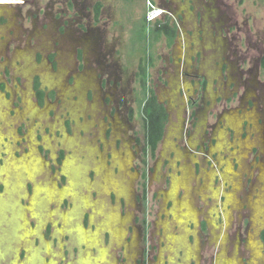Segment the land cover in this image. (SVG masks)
<instances>
[{
  "label": "rangeland",
  "instance_id": "374dc122",
  "mask_svg": "<svg viewBox=\"0 0 264 264\" xmlns=\"http://www.w3.org/2000/svg\"><path fill=\"white\" fill-rule=\"evenodd\" d=\"M145 1L0 0V264H216L212 255L225 231L233 246L239 233L240 264H252L253 247L256 264H264L259 242L264 210L246 223L232 209L226 221L221 190L230 186L221 172L218 191L195 196L197 221L189 197L175 209L174 198L161 191L165 178L159 188L156 184L172 167L177 180L171 195L177 188L188 191L192 180L190 187L200 183L182 157L167 167L162 159L150 161L155 171L146 203L142 199V96L136 76L140 59L152 57L147 83L169 112L160 155L172 156L173 144L204 155L206 169H223L217 155L235 168L232 147L209 152L195 136L207 119L217 125L225 112L229 124L232 110L252 105L264 128V0H214L213 12L220 9L222 15L214 13L220 19L213 20L222 27L212 29L209 16L197 12L172 48L164 39L150 40L153 25L145 22ZM97 3L102 7L95 21ZM200 78L207 87L199 95ZM35 81L45 94L42 103ZM221 85L224 97H215ZM184 98L199 104L190 129L194 141L183 144L175 131L193 123ZM240 124L235 136L225 129L236 151L237 140L251 137L244 121ZM260 134L264 137V129ZM250 144L243 142L244 153ZM256 174L241 177L244 190ZM182 189L176 191L180 199ZM211 206L215 211L207 217L205 208Z\"/></svg>",
  "mask_w": 264,
  "mask_h": 264
},
{
  "label": "flooded vegetation",
  "instance_id": "af4514ba",
  "mask_svg": "<svg viewBox=\"0 0 264 264\" xmlns=\"http://www.w3.org/2000/svg\"><path fill=\"white\" fill-rule=\"evenodd\" d=\"M181 6L183 7L182 4H181ZM214 6H215L214 0H195V4L193 5L194 11L193 10L190 11V13H191L190 16L192 15V17L193 16L196 17L197 12H204V13H206V17L209 16V18H210L209 23H210L211 28L213 26H218L219 28H221L222 27L221 24L218 23L217 20H213V19H220V18H215V14L216 15H222V13H221L220 9H218V13L216 12L217 10L213 12L212 8H214ZM176 7L177 6L174 7L176 10L174 12L176 14H178L179 16H181L182 13H184V10L182 9V13H179V11H177ZM94 9H95V7H94ZM174 12H172V11L167 12V13H169L170 16H168L167 14L164 15L167 17V19H169L170 25L175 27V30H176L175 38H174L173 43H172L170 48H172L175 45V42L178 38V35H180L178 25H181L184 27L185 22H186L184 16L181 19H179V16L176 17L177 15ZM93 17H94V15H93ZM188 22H190V21H188ZM195 27H198V26L195 25ZM212 29H214V28H212ZM214 51H216L215 48L212 50V53H214ZM260 64H261V68L264 69V57L261 58ZM186 75L193 77L192 75H189L188 73ZM197 86H198L197 94L200 95L202 92L205 91V89L207 87L206 80L204 78H200L198 83H197ZM215 90H216V92H214L215 97H217L219 94H222L221 98L224 97L223 93H225V90L222 87V85H221V88H216ZM154 93H155V91H154ZM155 95H156V93H155ZM156 98L158 100L157 95H156ZM183 101L185 102L183 104V107L185 106V108H186L185 113L187 114L188 119L193 120V123L191 124V126L189 128H186L183 126V127H181V129H179L181 132H179V130L175 131V133H178V136H180L181 139L183 138L182 143L184 144L185 142H189V141L191 142V140H192V142L194 141V137H190V135H193V132L190 129H192L194 122H195L194 118H196V116H197L196 113L198 112L197 107H198L199 101L197 99H193V98H189L188 100L184 98ZM158 102L163 105V107L167 113V121H166V124L164 127L162 139L158 145L155 156L153 158H149V157L145 158L143 156L144 144H143L142 149H141V157H142L141 163L143 166L139 170V180H140L141 191L143 192L142 193V199L145 200V203L147 201L146 197H147V192L149 189V184L152 180V177H153L154 171H155L154 167H152V166L149 167L150 161L151 162L155 161V163H158L159 160L162 159V160H164L165 165L167 167L168 165H172L174 159L182 157V159H184L186 166L187 165L191 166L189 171H191L192 179H194L195 177H196L195 179L200 178L199 184L197 182V184L195 186L190 187V183L193 182V180H192L189 183L188 191L187 190L185 191V189H182V188H177V190H175V192L171 195V192H170L171 186L177 180V179H173V173H172L174 171L173 167L170 168L167 172H164L163 176L161 175L160 179L156 180V184L159 188L160 184L161 183L163 184L162 178L163 177L165 178L164 182L166 180V182H165L166 187L163 185L161 188V191H162L163 196L166 199H170L172 201V197L174 198L173 200H174L175 209L177 206L183 205V201L189 197L191 199V202L189 204H191V207L196 212L195 221H197L198 211L195 209V196H196V194H198L201 191H204V192L205 191H212L210 193H214V192L218 191L220 189V184L217 181L218 180L217 178L219 177V175H217V174L221 172V179H223V181H225L230 186L227 190H224V189L221 190V191H224L223 192L224 194L222 195L221 198H223V201H225L224 203L227 204V209H225V211L223 213L226 221L230 222V218L232 217V209H237L236 212H239V215H238L239 221L244 220V222H246V223H248V222L252 223L253 221H255L257 219V217L259 216L258 213H256V210H261V212L264 210V137H262L260 134L261 130L264 128H262L263 121L261 120L260 114L258 115V112H257L256 108L254 107V105H252V108H248V109L240 108V110H232L233 112H231V113L233 115H232V119L228 120L230 122L229 124H225V121L228 119V118H224L225 112L222 115H219V117L216 121L217 125H213V124L210 125L208 122V119H207L206 124H205L202 132L199 135L195 136V138L197 137L199 140H201L203 142L204 146L202 145V147H204V149L206 151L213 152V151H216L218 149L222 152H226L227 146H228V149H229V147H232V149L229 150L230 153H232L233 151H234V153L236 152L235 153L236 154V161L238 164L236 165L235 168L232 167L230 160L227 161V158H222V157H219L218 155L216 156L217 164H219V163L224 164L225 163L223 165V169L220 171V169L219 170L216 169V165L213 166V168L209 167L208 169H206L204 166H202L205 164V161H206V159L203 158V157H205L204 155L203 156L190 155L189 153H187L190 151H188L186 149L181 151L177 147H175V145H173V144H172L173 147H171V148L168 147L170 149L169 151L172 153V156L166 158V155L165 156L160 155L161 153H160L159 149L163 144V141H164L165 135H166V129H167V126L169 124V112H168L166 105L164 103H161L159 100H158ZM219 119H220V121H221V119H223L222 120L223 124L218 123ZM242 121H244V124H245V125H243L244 128L247 127V129H248L247 134H251V137L248 138V135H246L245 138L237 140V142H238L237 147L238 148L236 151L235 147H234L235 146L234 138H233L232 142H231V140L227 141L226 132L229 134V137L231 135L230 134L231 132H233L234 136L236 134H238L239 131L242 130L241 124H240V122H242ZM211 122H214V121L211 120ZM252 122H254V123L252 124ZM256 122L257 123L259 122V123L257 124ZM195 127H196V125H195ZM225 129H227V131ZM181 133H182L183 137H182ZM246 140L251 142V144H250L249 149H247V151L244 153L243 149H241V148H242L243 142ZM179 152L181 154L180 156L177 155V153H179ZM250 154H252V155H250ZM159 155H160V157H159ZM228 165H229V167H228ZM250 166L253 169H251ZM193 167H194V170H193ZM195 167H196V170L198 171L197 174H195L193 172V171H195ZM251 171L253 173L255 171L257 172V174L255 175V180L253 182L251 181V184H249L248 190H246V189L244 190V188L242 186L243 184L241 182V177L243 175H246V176H250V178H251L253 175V173ZM180 173L177 175V177H179ZM201 173H202V175H201ZM214 181L216 182V185H215ZM178 189H182L181 191L186 192L183 199L178 198V196L176 195V191H179ZM191 189H194L196 191V193H195V191H191ZM241 191H247V192L244 194H241ZM238 194H240L242 196L239 197ZM212 210L215 211L214 206L209 207V209H208V207L205 208V211H207V214H208L207 217H210V212H212ZM213 215H214V213L212 214V217H213ZM228 222H227V224H228ZM195 223H194V225H195ZM203 225H207L206 220H204ZM230 227H231V224H229V228ZM238 234H239L238 232L235 233V236L237 238H236L234 246L232 245L233 242L230 241V239H231L230 233H227V231H225V233L222 234V237H223L222 242H221L220 246L217 247V251H215L214 255H212L213 260H215L216 264H240V260L235 258V255H237V252H238L237 250L239 248L238 243H240L239 238H238ZM213 238L215 239L216 235H214ZM252 240H253V238H252ZM259 242L261 243V247L263 248V251H264V228H262L260 233H259ZM254 243H255V241L252 242V245H254ZM255 244L257 245V243H255ZM261 247L258 246V249L260 250ZM231 249L233 251H231ZM252 251L253 252H252V254H250L249 261L252 264H256L258 261V256L256 255L254 247L252 248ZM193 253H196V252L193 251ZM260 254L262 255L261 252H260ZM191 255H192V252L189 253L187 256H191ZM234 259H236V260H234Z\"/></svg>",
  "mask_w": 264,
  "mask_h": 264
},
{
  "label": "trees",
  "instance_id": "16d2710c",
  "mask_svg": "<svg viewBox=\"0 0 264 264\" xmlns=\"http://www.w3.org/2000/svg\"><path fill=\"white\" fill-rule=\"evenodd\" d=\"M101 3H97L94 9V19L98 20L100 16ZM175 27L171 26L169 19L165 21H156L152 27L150 40L153 43L164 39L167 48H170L175 38ZM152 37V38H151ZM152 65V57H143L140 59L136 76L141 87V100L138 105L142 119L144 148L143 156L153 158L158 145L162 139L164 127L167 121V113L162 104L156 98L154 90L148 86V70ZM34 91L39 103L43 102L44 91L40 88L39 82L35 81Z\"/></svg>",
  "mask_w": 264,
  "mask_h": 264
},
{
  "label": "crops",
  "instance_id": "0c3cea01",
  "mask_svg": "<svg viewBox=\"0 0 264 264\" xmlns=\"http://www.w3.org/2000/svg\"><path fill=\"white\" fill-rule=\"evenodd\" d=\"M152 1H153V3L155 5H157L158 7L163 8L167 12H171V11L174 12V11H176L174 7L177 6L176 7L177 11H179V13H182V9H183L184 10V13H182V15L179 16L178 14H176L174 12L177 15L176 17L179 16V19H180L183 16H189V17H191L189 21L190 22L193 21L192 15L190 16V14H191L190 13V11H191L190 6L195 4V0H184V1L183 0H152ZM179 2L183 5V7L181 6V4ZM166 19H167V17L166 16H163L158 21H165ZM188 24H189V22L186 20L185 25H184L185 29H184L183 26L178 25L179 32H180L181 35H182V33H186L185 30H186V26H188ZM152 25H154V23ZM181 30H182V32H181ZM184 39H183V41H184ZM181 42H182V40H181Z\"/></svg>",
  "mask_w": 264,
  "mask_h": 264
},
{
  "label": "built area",
  "instance_id": "2783aa9c",
  "mask_svg": "<svg viewBox=\"0 0 264 264\" xmlns=\"http://www.w3.org/2000/svg\"><path fill=\"white\" fill-rule=\"evenodd\" d=\"M146 12H145V22L147 25L153 24L160 20L164 15H169L163 8L158 7L153 3L152 0H146Z\"/></svg>",
  "mask_w": 264,
  "mask_h": 264
}]
</instances>
